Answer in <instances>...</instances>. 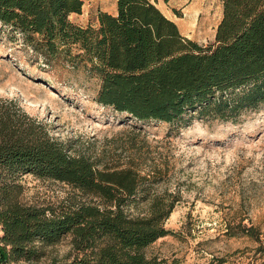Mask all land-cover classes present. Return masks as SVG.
Here are the masks:
<instances>
[{
  "label": "trees",
  "instance_id": "obj_1",
  "mask_svg": "<svg viewBox=\"0 0 264 264\" xmlns=\"http://www.w3.org/2000/svg\"><path fill=\"white\" fill-rule=\"evenodd\" d=\"M218 1L221 17L207 44L184 36L151 0H116L115 13L100 10L86 26L70 20L82 0H0V24L46 64L83 69L97 80L95 100L118 112L170 124L185 116L226 120L264 106V0ZM24 174L70 184L102 204L48 216L21 202ZM145 180L134 167L99 168L71 154L47 123L0 97V264L38 261L34 243L67 234L89 253L47 264H160L145 249L171 233L164 222L177 198L156 195L146 214L127 213ZM239 227L255 235L252 225Z\"/></svg>",
  "mask_w": 264,
  "mask_h": 264
},
{
  "label": "rangeland",
  "instance_id": "obj_2",
  "mask_svg": "<svg viewBox=\"0 0 264 264\" xmlns=\"http://www.w3.org/2000/svg\"><path fill=\"white\" fill-rule=\"evenodd\" d=\"M70 20L86 26L100 10L114 12L116 0H82ZM199 43L213 41L221 17L218 0H151ZM98 83L83 69L46 64L0 24V97L13 98L31 116L47 123L71 154L99 168L134 167L146 175L127 213L144 215L156 195L177 201L164 222L171 233L145 249L160 264H264V106L231 119L194 117L175 123L137 120L95 100ZM21 202L60 215L102 199L56 180L24 174ZM132 200V199H129ZM240 222V224H239ZM253 226L254 236L241 233ZM229 227H231L229 229ZM47 264L88 254L67 234L51 245L34 243Z\"/></svg>",
  "mask_w": 264,
  "mask_h": 264
},
{
  "label": "crops",
  "instance_id": "obj_3",
  "mask_svg": "<svg viewBox=\"0 0 264 264\" xmlns=\"http://www.w3.org/2000/svg\"><path fill=\"white\" fill-rule=\"evenodd\" d=\"M115 10H116V9H114V12H113V13H115ZM104 11H106V10H104ZM109 13H111V12H109ZM164 15H165V14H164ZM165 16H166V15H165ZM169 19H170V18H169ZM171 20H172V19H171Z\"/></svg>",
  "mask_w": 264,
  "mask_h": 264
}]
</instances>
